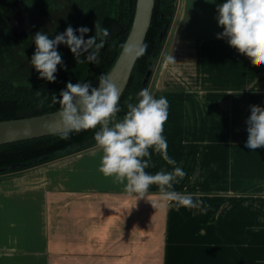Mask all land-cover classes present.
Wrapping results in <instances>:
<instances>
[{
	"label": "crops",
	"instance_id": "crops-1",
	"mask_svg": "<svg viewBox=\"0 0 264 264\" xmlns=\"http://www.w3.org/2000/svg\"><path fill=\"white\" fill-rule=\"evenodd\" d=\"M225 2L178 0L147 87L169 102L163 136L186 173L172 190L200 208L177 210L156 184L128 193L95 146L0 175V264H264V146L245 147L264 68L217 38ZM149 153L147 173L173 170Z\"/></svg>",
	"mask_w": 264,
	"mask_h": 264
},
{
	"label": "clouds",
	"instance_id": "clouds-1",
	"mask_svg": "<svg viewBox=\"0 0 264 264\" xmlns=\"http://www.w3.org/2000/svg\"><path fill=\"white\" fill-rule=\"evenodd\" d=\"M217 12L218 25L224 29L217 38H227L228 44L245 54L254 66L264 68V0H226L217 5ZM89 31L87 27L73 29L69 25L52 39L44 32H36L33 36L36 48L30 63L40 78L49 82L56 80L57 65L63 64L57 50L61 44L68 46L76 60L84 56L89 63H98L99 50L104 47L110 32L98 21L95 23V35L85 40ZM77 32L79 35H76ZM97 37L100 38L99 43ZM121 48L123 55L134 54L139 58L144 55L147 45L122 44ZM164 63L176 62L172 55H167ZM42 94V91L36 92L37 96ZM138 95V103H127V112L122 119H117L121 111L120 90L108 77L101 74L98 87L89 82H68L66 89L55 98L60 106L61 138L68 139L72 132L79 133L99 126L94 139L103 153L100 172L114 177L117 183L126 181V191L140 198L145 197L150 185L156 184L162 199L175 202L177 210L181 207L200 208L201 202L194 200L193 194L172 190L173 183H179L186 173L175 167L176 161L169 157L163 136V126L168 118V100L165 97L155 98L148 89L141 90ZM246 131L245 147L255 150L264 146V107L251 106ZM149 148L160 154L167 164L173 166V170H161L154 175L147 173L145 169L155 166Z\"/></svg>",
	"mask_w": 264,
	"mask_h": 264
},
{
	"label": "trees",
	"instance_id": "trees-1",
	"mask_svg": "<svg viewBox=\"0 0 264 264\" xmlns=\"http://www.w3.org/2000/svg\"><path fill=\"white\" fill-rule=\"evenodd\" d=\"M72 3L70 23L48 36L52 39L55 35L63 33L70 25L73 29L89 28L90 31L84 37L87 40L95 35V23L98 21L101 27L107 28L110 32L105 38L104 47L99 50V62L89 63L84 56L76 60L68 46L61 44L57 50L61 54L63 64L57 65L54 82L42 78L36 81H16L7 73L0 71V121L57 111L60 106L55 102V98L66 89L68 82L73 84L89 82L96 87L100 75L106 76L113 66L130 30L136 0H72ZM50 4L49 0H23V7L32 18L37 9L49 7ZM176 4L177 0H155L151 24L144 41L147 48L144 55L137 58L128 86L119 100L121 111L117 114V119H122L127 112V103H138L139 92L147 89L153 71L150 65L161 55L174 20ZM15 10L13 4L0 0V41L12 43L11 38L5 35L3 23L6 15H13ZM99 39L97 37L98 43ZM35 48L36 46L25 51L26 58L31 60ZM37 91H42L43 94L37 96ZM98 130L99 126L79 133L72 132L68 139H62L60 134L0 146V175L21 171L95 147L97 145L94 134Z\"/></svg>",
	"mask_w": 264,
	"mask_h": 264
},
{
	"label": "water",
	"instance_id": "water-1",
	"mask_svg": "<svg viewBox=\"0 0 264 264\" xmlns=\"http://www.w3.org/2000/svg\"><path fill=\"white\" fill-rule=\"evenodd\" d=\"M155 0H136L130 30L124 44L140 45L146 39L154 9ZM121 49L113 66L106 74L120 90V97L126 90L137 58L125 56ZM99 84L96 86L98 87ZM58 111L42 115L0 121V146L30 141L62 134Z\"/></svg>",
	"mask_w": 264,
	"mask_h": 264
},
{
	"label": "rangeland",
	"instance_id": "rangeland-1",
	"mask_svg": "<svg viewBox=\"0 0 264 264\" xmlns=\"http://www.w3.org/2000/svg\"><path fill=\"white\" fill-rule=\"evenodd\" d=\"M49 2L50 6L37 9L33 18L25 11L23 2H17L18 13L7 22L8 35L12 43L0 41V71L7 73L16 81H36L40 78L39 73L24 54L26 50L35 46L33 41L35 33L41 31L48 35L71 21L72 0H49ZM177 5L178 0L176 8ZM157 62L158 59L151 63V70L155 68Z\"/></svg>",
	"mask_w": 264,
	"mask_h": 264
},
{
	"label": "flooded vegetation",
	"instance_id": "flooded-vegetation-1",
	"mask_svg": "<svg viewBox=\"0 0 264 264\" xmlns=\"http://www.w3.org/2000/svg\"><path fill=\"white\" fill-rule=\"evenodd\" d=\"M6 2L9 3V4L11 3V4H13L16 7V10H15L14 14L13 15H6L5 21L3 23L5 35L7 34V36H9L8 35V30H7V22L9 20L13 19L17 15V13H18L17 2H23V0H6Z\"/></svg>",
	"mask_w": 264,
	"mask_h": 264
}]
</instances>
